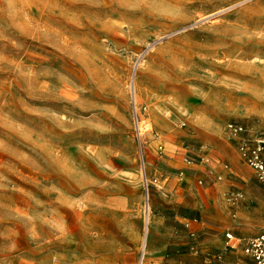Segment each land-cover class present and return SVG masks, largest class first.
Listing matches in <instances>:
<instances>
[{"label":"rangeland","instance_id":"rangeland-1","mask_svg":"<svg viewBox=\"0 0 264 264\" xmlns=\"http://www.w3.org/2000/svg\"><path fill=\"white\" fill-rule=\"evenodd\" d=\"M252 55L264 0H0V264H191L197 217L243 261L264 188L222 127L264 136Z\"/></svg>","mask_w":264,"mask_h":264},{"label":"built area","instance_id":"built-area-1","mask_svg":"<svg viewBox=\"0 0 264 264\" xmlns=\"http://www.w3.org/2000/svg\"><path fill=\"white\" fill-rule=\"evenodd\" d=\"M185 126V125H183ZM228 136L235 140L237 150L241 160L255 174L257 181L264 188V136H254L250 133L247 126L229 123L226 126ZM148 193V184L146 185ZM242 199L239 192H230L227 201L236 206ZM240 247V243L233 232L225 234L223 249L215 256V260L222 264H242L225 263V259L234 254ZM243 255L248 259L245 264H264V232L249 239L241 249Z\"/></svg>","mask_w":264,"mask_h":264},{"label":"crops","instance_id":"crops-1","mask_svg":"<svg viewBox=\"0 0 264 264\" xmlns=\"http://www.w3.org/2000/svg\"><path fill=\"white\" fill-rule=\"evenodd\" d=\"M229 123H237V122H228V123L224 124V126L222 127V130H223L225 137L228 136V134L226 132V126ZM238 124H240V123H238ZM228 138H229V136H228ZM235 146H236V144H235ZM238 156H239V153H238ZM249 170L252 172L253 176L255 177L254 172L250 168H249ZM232 191L241 192L240 190H237V189L236 190H234V189L230 190V192H232ZM184 227H185V229L188 233V236H189L188 247H189V252H190V255L192 258L191 264H222V263L217 262L215 260V256L223 249L224 242H225V236H224V242H223L222 247H220L218 250H213L210 247V245L208 244V242H209L210 238H213L214 233H213V230H211V228L209 226H206L202 217H197L194 220H189V221L187 220L184 224ZM234 260H235V258L233 256V254H231L229 257H227L225 259V263H235ZM239 262L242 264H245L248 262V259L244 256L243 261L240 260ZM185 263L186 262L184 260H180L176 264H185Z\"/></svg>","mask_w":264,"mask_h":264},{"label":"bare ground","instance_id":"bare-ground-1","mask_svg":"<svg viewBox=\"0 0 264 264\" xmlns=\"http://www.w3.org/2000/svg\"><path fill=\"white\" fill-rule=\"evenodd\" d=\"M202 20V19H201ZM250 63L247 65V67H241L240 69H235L236 72H234V75L238 77H246L249 79H258L264 81V57H257L250 56ZM230 68V67H229ZM251 81V80H250ZM253 81V80H252ZM252 83V82H251ZM256 84V83H255ZM132 91L134 93V96L136 94V88L135 85L132 87ZM46 99V98H45ZM69 99V98H68ZM135 103V110L137 111L136 102ZM80 204V203H79ZM84 205V204H83ZM84 207V206H83ZM83 209V208H82ZM77 210V209H76ZM75 210V211H76ZM79 210V209H78ZM87 210V209H85ZM84 211V210H83ZM88 211V210H87ZM82 212V211H81ZM78 217V216H77ZM76 219V217H75ZM148 222V221H147ZM74 227V226H73ZM147 232V231H146ZM85 233V232H84ZM85 235V234H84ZM69 239V238H68ZM68 243V242H67ZM144 247V246H143ZM144 251V250H143ZM142 259V258H141Z\"/></svg>","mask_w":264,"mask_h":264}]
</instances>
